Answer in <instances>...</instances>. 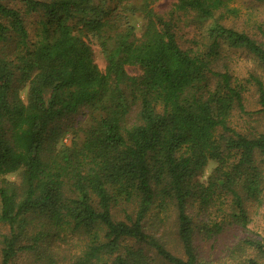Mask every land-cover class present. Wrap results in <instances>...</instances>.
<instances>
[{
	"label": "trees",
	"instance_id": "obj_1",
	"mask_svg": "<svg viewBox=\"0 0 264 264\" xmlns=\"http://www.w3.org/2000/svg\"><path fill=\"white\" fill-rule=\"evenodd\" d=\"M158 1L0 0V264H264V79L228 63L264 70V40L228 22L236 0Z\"/></svg>",
	"mask_w": 264,
	"mask_h": 264
},
{
	"label": "rangeland",
	"instance_id": "obj_2",
	"mask_svg": "<svg viewBox=\"0 0 264 264\" xmlns=\"http://www.w3.org/2000/svg\"><path fill=\"white\" fill-rule=\"evenodd\" d=\"M177 0H159L155 4V10L159 13H167L170 9L171 6L174 2ZM235 5H237L240 9L239 17L236 19H231L228 22L231 23L232 25L240 26V25H245L247 30L254 34L257 38H261L264 40V3L261 2H253L251 0H236ZM181 15V14H180ZM185 20L187 17L182 16ZM39 17L38 15H32L27 18V23L30 31V36L31 39H35V34L36 30L38 28V22ZM187 21V20H186ZM185 21V22H186ZM184 22V21H182ZM139 33V32H138ZM180 34L184 35L187 38H192V32H190L189 28L187 26H183V28L180 31ZM91 45L94 49V57L95 61L100 67L102 71L105 69L106 61L103 58V55L101 53L100 47L97 44V41L95 39H91ZM229 54V60L228 63H230V68L233 74L239 78L240 81L246 82L247 79H250L251 74H257L260 75L264 79V70L257 66L254 60L251 58L250 55L245 53L242 50H232ZM128 73L132 75L139 74V69L133 66L127 67ZM248 90L245 93V104L247 105L248 109L250 110H255L258 108L256 104V96L253 94L254 88L251 84H248ZM247 116L245 117L244 115H239L235 117L234 120V125L237 129H242L246 123ZM74 125H77L75 122L70 121ZM73 138V133L72 131H69L68 134L66 135L65 139L63 140L64 143L70 144L71 139ZM216 163L212 162L208 168L205 171L204 176H208L210 172L212 171L213 167L215 166ZM10 179L15 178L14 175H9ZM263 208V207H262ZM261 207L257 209L256 216H255V221L254 224L250 226L251 230L256 229L255 224L260 226L263 222V217H261L262 214V209ZM195 217H196V212H195ZM206 215H200L198 218L203 219L205 218ZM257 226V227H258ZM168 228V227H167ZM7 226H5L3 223L0 222V233L5 232L7 230ZM234 232V228H228V230L219 237L220 239L218 242L215 243L216 247V252L218 253V250H223L224 252L230 253L233 251V246L235 245V239H232V234ZM168 234V233H167ZM237 236L239 237L241 233L235 232ZM249 235L252 236V234L249 232ZM169 240H171L172 245L174 247L178 246L177 240L175 237L169 236ZM200 243V248L202 250H207V253H210V246L212 244V241H205V240H197ZM78 243V237H67L65 241H60L59 246L56 249V254L59 259H69L71 255H74L78 253L79 246H77Z\"/></svg>",
	"mask_w": 264,
	"mask_h": 264
}]
</instances>
